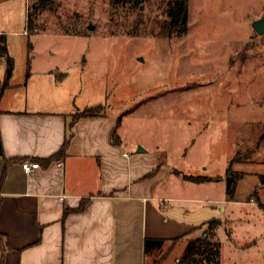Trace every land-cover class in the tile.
Returning <instances> with one entry per match:
<instances>
[{
    "label": "rangeland",
    "instance_id": "1",
    "mask_svg": "<svg viewBox=\"0 0 264 264\" xmlns=\"http://www.w3.org/2000/svg\"><path fill=\"white\" fill-rule=\"evenodd\" d=\"M170 1L54 0L41 11L39 0H0V66L5 74L11 60L22 84L30 64L52 70L72 109L103 106L132 161L143 158L147 171L164 166L155 191L205 199L172 203L169 214L221 220V264H264V35L252 26L264 18V0H188L189 29L173 38ZM31 11L38 30L29 34ZM238 151L235 202L227 180L197 185L176 175L224 176ZM206 230L151 251L148 264H178Z\"/></svg>",
    "mask_w": 264,
    "mask_h": 264
},
{
    "label": "crops",
    "instance_id": "2",
    "mask_svg": "<svg viewBox=\"0 0 264 264\" xmlns=\"http://www.w3.org/2000/svg\"><path fill=\"white\" fill-rule=\"evenodd\" d=\"M3 71L0 66V183L6 161L15 160L7 165L0 189V234L9 243L5 264H148L147 239L164 240L165 247L207 226L209 221L169 214L172 203L201 204L205 199H175L155 191L164 181V166L147 177L157 163L147 171L143 158L132 161L113 115L74 123L83 110L59 98L62 82L52 70L36 72L30 64L23 84L14 80L15 70L8 82ZM68 138L65 156L47 163ZM25 161L41 168L26 173Z\"/></svg>",
    "mask_w": 264,
    "mask_h": 264
},
{
    "label": "trees",
    "instance_id": "3",
    "mask_svg": "<svg viewBox=\"0 0 264 264\" xmlns=\"http://www.w3.org/2000/svg\"><path fill=\"white\" fill-rule=\"evenodd\" d=\"M54 0H39L37 5L38 9L43 11L47 7H49ZM140 0H111L114 6L124 5V4H133L139 3ZM32 11L29 14V21H28V33L31 32L35 33L37 31L36 23L32 20ZM167 17L169 18V36L171 38L177 37L180 35L185 34L189 29V9H188V0H174L170 1L167 9H166ZM27 32V31H26ZM38 34V33H36ZM5 51V50H4ZM3 53V51H2ZM9 66L6 71V81L8 82L9 79L12 77L13 74V63L11 60L8 62ZM7 84V83H6ZM104 107L103 106H94L87 108L83 111L78 112L75 115L74 123L78 121L80 118H87V117H99L104 115ZM120 140L119 136L115 135L114 142L116 144ZM70 138H68L63 145L61 151L47 160V163H51L54 161L61 160L66 153V150L69 147ZM0 155L3 156V149L0 146ZM15 161V160H12ZM12 161H6V168L9 163ZM242 162V153L238 151L235 157L231 160L230 165L227 169V173L225 176H193V175H185L182 172L176 171V175L184 179L185 181H189L195 184H202L207 182H220L222 180H227V196L229 197V201H234L236 188L235 182L232 180V174H234L233 166L235 164H240ZM4 170L3 177L0 183V189L4 184L6 179V172ZM161 165H159L151 174L147 177L155 175L159 172ZM85 202H83L82 206L78 211L83 210L85 207ZM68 212V211H66ZM208 230H206L201 237L195 240H191L184 251L181 259H179L178 264H221V253H220V242L215 241L216 238L215 229L222 225V221L218 219H213L207 222ZM206 235V236H205ZM164 240H154V239H147L145 242V251L146 254H150L151 251H154L159 255L162 253V250L165 245ZM9 248V243L4 242V236L0 234V264H5V253ZM158 264V263H157Z\"/></svg>",
    "mask_w": 264,
    "mask_h": 264
},
{
    "label": "water",
    "instance_id": "4",
    "mask_svg": "<svg viewBox=\"0 0 264 264\" xmlns=\"http://www.w3.org/2000/svg\"><path fill=\"white\" fill-rule=\"evenodd\" d=\"M253 29L259 34V35H264V18H261V19H259V20H257V21H255L254 23H253ZM88 28L90 29V30H95L96 29V27L94 26V25H89L88 26ZM143 152H145L142 148H140L139 150H138V153H143Z\"/></svg>",
    "mask_w": 264,
    "mask_h": 264
},
{
    "label": "built area",
    "instance_id": "5",
    "mask_svg": "<svg viewBox=\"0 0 264 264\" xmlns=\"http://www.w3.org/2000/svg\"><path fill=\"white\" fill-rule=\"evenodd\" d=\"M125 157H128V155L125 154ZM62 165H63V163H59V166H62ZM22 168H23L24 172L31 173L36 169H40L41 166L37 162L25 161L22 163Z\"/></svg>",
    "mask_w": 264,
    "mask_h": 264
}]
</instances>
